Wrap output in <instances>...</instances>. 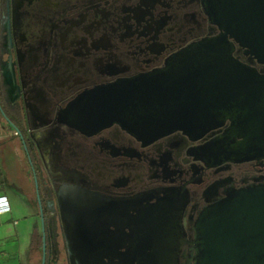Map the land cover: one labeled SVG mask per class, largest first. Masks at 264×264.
Listing matches in <instances>:
<instances>
[{
  "label": "flooded vegetation",
  "instance_id": "af4514ba",
  "mask_svg": "<svg viewBox=\"0 0 264 264\" xmlns=\"http://www.w3.org/2000/svg\"><path fill=\"white\" fill-rule=\"evenodd\" d=\"M205 2L0 0V130L20 138L41 219L34 242L46 245V264H71L61 190L102 199L109 223L102 245L111 250L104 264L140 263L128 257L137 216L157 263L194 264L203 209L230 189L264 182V161L209 167L197 159L221 130L198 141L178 131L144 142L119 125L85 134L60 121L83 93L163 69L191 45L220 36ZM236 57L251 64L239 46Z\"/></svg>",
  "mask_w": 264,
  "mask_h": 264
},
{
  "label": "water",
  "instance_id": "95a60500",
  "mask_svg": "<svg viewBox=\"0 0 264 264\" xmlns=\"http://www.w3.org/2000/svg\"><path fill=\"white\" fill-rule=\"evenodd\" d=\"M205 9L220 36L191 45L163 69L83 93L61 123L85 134L119 125L144 142L178 131L198 141L221 130L196 151L198 160L209 167L264 161V0H206ZM237 46L251 64L236 57ZM58 198L71 264H104L111 250L102 245L109 225L102 199L79 190ZM42 225L45 240L43 214ZM132 225L128 257L159 264L142 244L138 216ZM195 234L194 264H264V182L230 189L205 207ZM43 253L46 264L45 244Z\"/></svg>",
  "mask_w": 264,
  "mask_h": 264
},
{
  "label": "crops",
  "instance_id": "0c3cea01",
  "mask_svg": "<svg viewBox=\"0 0 264 264\" xmlns=\"http://www.w3.org/2000/svg\"><path fill=\"white\" fill-rule=\"evenodd\" d=\"M6 139L7 135L5 133L0 134V143ZM13 151L18 161V174L10 172L7 167V172L2 170L1 163L3 161L5 164V159L3 158V151L0 150V195L8 197L11 204V212L6 215H0V264H42L38 259V252L34 253L36 244L34 237L38 231L41 232V219L36 211L38 207L32 199L33 184L30 171L22 160L18 148H14ZM7 188H9L13 197H15L14 200H17L23 207L32 212L30 217L35 220L30 230V241L27 249L22 247V243L19 244L18 239L20 236L22 237V233L18 231L19 222L15 218V215L20 213L22 209L19 204H13L11 197L6 192H3ZM3 216L7 217L4 218ZM10 220L15 221L14 227L10 225ZM39 252L41 251L39 250Z\"/></svg>",
  "mask_w": 264,
  "mask_h": 264
},
{
  "label": "rangeland",
  "instance_id": "374dc122",
  "mask_svg": "<svg viewBox=\"0 0 264 264\" xmlns=\"http://www.w3.org/2000/svg\"><path fill=\"white\" fill-rule=\"evenodd\" d=\"M1 126H2V123H0V127ZM14 133H15L14 129H11V128L7 129L6 132H5V134L7 135V139L3 140L2 143H0V150L3 151V153H4L3 154V158L5 159V164L1 160L2 161L1 167H2V170L4 172H7L6 171V167H7V169L10 172L12 171V172H14V174H18V169H17V167H18V163L17 162L18 161L15 158L13 149L14 148L15 149L18 148V150L20 151L21 158H22V160L24 162H25V155H24V152L22 150V146H21V143H20V138L16 137L14 135ZM0 134H4V132L2 130H0ZM10 174H12V173H10ZM3 192H6L11 197V199H12L11 201H12L13 204H19V206L22 209V211L20 213L15 215L16 216L15 218L19 222L18 231L22 233V237L20 236V238L18 239L19 240V244L22 243V247L27 249L28 246H29V241H30V230L33 227L34 221H35L34 219H32L30 217L32 212H30L27 208L23 207L21 203L17 202V200H14L15 197H13V195L10 192L9 188L4 189ZM36 211H37V213H39V209L38 208L36 209ZM3 217L5 218L7 216H3ZM30 220H33V221H30ZM10 221H11L10 225H12L14 227L15 221L14 220H10ZM37 235L38 236L41 235V232L38 231ZM38 240H39V238H38ZM37 247H38V243L35 244L34 253L38 252V259L43 264L44 253L43 252H39V249Z\"/></svg>",
  "mask_w": 264,
  "mask_h": 264
},
{
  "label": "built area",
  "instance_id": "2783aa9c",
  "mask_svg": "<svg viewBox=\"0 0 264 264\" xmlns=\"http://www.w3.org/2000/svg\"><path fill=\"white\" fill-rule=\"evenodd\" d=\"M11 212V204L8 197L0 195V215H6Z\"/></svg>",
  "mask_w": 264,
  "mask_h": 264
},
{
  "label": "trees",
  "instance_id": "16d2710c",
  "mask_svg": "<svg viewBox=\"0 0 264 264\" xmlns=\"http://www.w3.org/2000/svg\"><path fill=\"white\" fill-rule=\"evenodd\" d=\"M35 238H36V235H35ZM38 248H39V250H40L41 252H43V246H42V245H39Z\"/></svg>",
  "mask_w": 264,
  "mask_h": 264
}]
</instances>
